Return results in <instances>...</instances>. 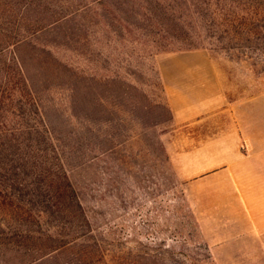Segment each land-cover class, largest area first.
<instances>
[{
	"label": "rangeland",
	"instance_id": "374dc122",
	"mask_svg": "<svg viewBox=\"0 0 264 264\" xmlns=\"http://www.w3.org/2000/svg\"><path fill=\"white\" fill-rule=\"evenodd\" d=\"M79 1L69 0L63 7L73 10ZM117 2L93 4L75 19L16 49L58 126L66 128L68 121L72 65L77 68L83 100L91 103L92 91L99 95L96 110L102 133L108 130L105 118L121 114L112 105L118 99V85L130 91L127 102L147 106L142 120L126 121L123 134L113 139V151L69 168L89 232L36 264H256L213 260L197 214L210 204L208 182L179 173L172 161L174 155L190 153L195 132L173 122L158 79L159 57L179 51L155 52L140 31L123 25L119 30L113 18ZM44 21L40 23L48 20ZM191 22L181 24V29L195 32V18ZM77 29L80 53L69 48ZM11 49L3 51L5 56ZM206 50L224 72L231 99L255 92L256 76L262 74L264 79V52L250 54L257 61L252 65L251 59L238 58L236 50Z\"/></svg>",
	"mask_w": 264,
	"mask_h": 264
},
{
	"label": "trees",
	"instance_id": "16d2710c",
	"mask_svg": "<svg viewBox=\"0 0 264 264\" xmlns=\"http://www.w3.org/2000/svg\"><path fill=\"white\" fill-rule=\"evenodd\" d=\"M68 1L0 0V264L40 263L86 237L89 221L69 168L113 151L126 121L142 120L147 108L127 102L130 91L118 85L112 105L121 114L105 118L108 130L102 133L99 95L92 91L91 103L83 100L71 64L66 128L54 121L16 49L111 0H80L66 10ZM117 1V28L140 31L155 52L214 48L236 50L243 60L264 52V0ZM194 18L195 32L183 31L181 24L190 26ZM78 32L69 47L75 53L81 52ZM251 64H257L256 57Z\"/></svg>",
	"mask_w": 264,
	"mask_h": 264
},
{
	"label": "crops",
	"instance_id": "0c3cea01",
	"mask_svg": "<svg viewBox=\"0 0 264 264\" xmlns=\"http://www.w3.org/2000/svg\"><path fill=\"white\" fill-rule=\"evenodd\" d=\"M159 74L173 122L195 132L190 153L172 161L179 173L208 182L210 204L197 214L213 260L264 264L262 74L255 92L236 99L206 49L161 55Z\"/></svg>",
	"mask_w": 264,
	"mask_h": 264
}]
</instances>
